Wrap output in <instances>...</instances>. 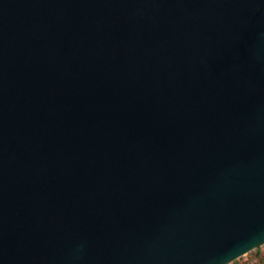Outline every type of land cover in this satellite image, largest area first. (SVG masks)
Listing matches in <instances>:
<instances>
[{"label":"water","instance_id":"1","mask_svg":"<svg viewBox=\"0 0 264 264\" xmlns=\"http://www.w3.org/2000/svg\"><path fill=\"white\" fill-rule=\"evenodd\" d=\"M263 244L264 0H0V264Z\"/></svg>","mask_w":264,"mask_h":264},{"label":"built area","instance_id":"2","mask_svg":"<svg viewBox=\"0 0 264 264\" xmlns=\"http://www.w3.org/2000/svg\"><path fill=\"white\" fill-rule=\"evenodd\" d=\"M241 259V260H239ZM235 264H264V244L234 260Z\"/></svg>","mask_w":264,"mask_h":264},{"label":"rangeland","instance_id":"3","mask_svg":"<svg viewBox=\"0 0 264 264\" xmlns=\"http://www.w3.org/2000/svg\"><path fill=\"white\" fill-rule=\"evenodd\" d=\"M249 253H250V254H252V251H251V252H249ZM239 260H241V259H239ZM230 264H235V263H234V261H233V262H231Z\"/></svg>","mask_w":264,"mask_h":264}]
</instances>
